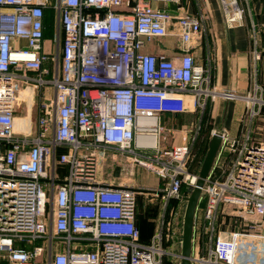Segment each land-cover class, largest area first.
Wrapping results in <instances>:
<instances>
[{"label": "built area", "instance_id": "built-area-1", "mask_svg": "<svg viewBox=\"0 0 264 264\" xmlns=\"http://www.w3.org/2000/svg\"><path fill=\"white\" fill-rule=\"evenodd\" d=\"M219 1L228 25L243 20L237 0ZM179 2L0 0V264H162L168 205L185 201L196 185L189 165L200 133L192 127L182 144L162 146V116L203 115L218 97L245 101L251 122L264 107L258 86L245 95L211 87V60L199 63L193 50L206 31L204 14L154 6ZM49 11L62 35L54 51L45 39ZM171 36L181 42L178 61L145 51ZM261 57L255 50V60ZM21 81L54 91L39 99L34 134L26 125L15 130ZM221 135L197 210L202 204L204 224L193 238L192 264L264 259V140L250 129L242 137ZM109 153L129 163V177L141 169L162 181V194H154L162 200L160 232L149 243L137 225L141 193L102 186L112 185L101 174ZM226 206L250 228L220 232Z\"/></svg>", "mask_w": 264, "mask_h": 264}, {"label": "crops", "instance_id": "crops-1", "mask_svg": "<svg viewBox=\"0 0 264 264\" xmlns=\"http://www.w3.org/2000/svg\"><path fill=\"white\" fill-rule=\"evenodd\" d=\"M237 1L244 9L245 14L243 20L233 25L227 24L219 0H180L179 3L169 5L154 4V6L166 9L175 15H198L203 13L206 31L201 43L195 45L193 50L199 63L207 64L208 59L211 60V87L219 91L231 90L245 95L253 93L255 87L258 86L261 90L259 94L264 98V0ZM180 50V40L174 42L171 38L156 40L149 43L145 49L148 53L165 55L175 61H178L181 56ZM255 50L262 55L258 61L255 60ZM30 74L32 76L37 75L36 73ZM22 85L24 86L25 84L21 81L20 86ZM32 87L38 88L35 85ZM45 94L47 96L53 95V88L48 86L39 89L38 98L40 99ZM248 111L249 107L243 100H226L218 97L208 102L203 115L199 112H187L177 116L166 114L162 116V124L168 123L169 119L177 121L175 125L177 128L174 127V132L177 135L173 146L184 142L186 130L200 126L198 137L200 143L197 150L195 152L192 151V160L189 166L190 171L191 169L192 171L196 169L198 171L207 152L208 142L214 132H220L229 137H242L250 129V134L253 138L264 140V107L261 114L253 119L252 122L249 119ZM23 125L28 127V116L24 117ZM165 147L170 146L165 145ZM120 162L113 161L115 169L116 167L121 168ZM138 170L141 169H136L135 173ZM121 176L120 172L119 177H113L116 181L107 180V182L118 186L129 185L119 182L122 179ZM139 187L143 186L139 185ZM201 212L200 214L203 216L202 209ZM162 213L163 211L159 212V214L154 211L144 198L140 197L138 199L137 225L140 228L141 241L143 243H149L160 232L159 219ZM198 213H196L195 218V240L203 223V221H199ZM168 215L170 214L167 211L166 220L169 221L170 216ZM178 229L179 231L173 227H170V229L163 228L162 243L163 246L164 244L167 245L164 247L169 248V243L170 245L174 243L175 246L180 244L182 226H179ZM178 247L180 251V246ZM241 262L244 264H258L259 262H264V259L262 257H249L248 254V257L246 259L243 258Z\"/></svg>", "mask_w": 264, "mask_h": 264}, {"label": "rangeland", "instance_id": "rangeland-1", "mask_svg": "<svg viewBox=\"0 0 264 264\" xmlns=\"http://www.w3.org/2000/svg\"><path fill=\"white\" fill-rule=\"evenodd\" d=\"M61 33L58 27L54 25L53 17H52V22L51 26L49 29V33L47 35V43L46 46L47 48H51L52 51L58 50L60 48V41H61ZM171 38L172 41H179L178 36H172L169 37ZM19 106L17 107L16 111V122H18L19 125H21V128L23 126V120L25 116H28V131L31 134L35 133L36 130V122L39 117V112H38V104H39V89L35 87H29L27 85H22L20 86L19 90ZM24 92V93H23ZM21 94L24 96L21 97ZM177 124L176 120L169 119V122L166 124H162L164 130L162 133V138H161V143L162 146H170L172 147L174 144V140L176 137V133L174 132V127ZM173 126V127H172ZM173 128V129H172ZM177 128V127H175ZM200 140L198 139L197 143L194 146L193 152H195L199 146ZM112 153L107 154V162L104 165L103 171L101 172L102 178L104 180L108 181H116L114 177V172H115V164L113 163L112 160ZM124 168V170L121 171V177L122 179L119 181L122 184H130L132 187L138 188L139 185L143 187H148V188H155L159 189L162 186V181L153 173L148 172V171H143V170H138L136 173V176L129 177L127 169L130 167L128 162L121 161L120 166ZM200 170V169H199ZM199 170L197 171L194 170L191 173L198 175ZM139 185H138V183ZM144 198L148 205L151 206V208L158 212H162V200L160 197L155 196L154 194H139L138 199ZM185 205L186 203L179 202L176 206V210L178 212L177 216L175 217V224H177L178 228L179 226L183 225V215H184V210H185ZM202 209V204L199 207V213H198V219L199 221H203V217L201 216L200 212ZM174 210V208L172 209ZM176 212V213H177ZM202 213V212H201ZM171 219V217H170ZM170 220L165 221V226L167 229H170L172 227L170 225ZM203 224L201 225V229H203ZM175 226V230L179 231V229ZM251 226L250 220L240 213V211L237 208L226 206L223 207L219 213V221H218V228L219 231L228 234L230 232H244V230L249 229ZM173 230V229H172ZM173 232V231H172ZM174 236V235H173ZM175 241V239H173ZM177 240V239H176ZM208 240V235L207 234H202V243L204 244V247H206V242ZM172 242V241H171ZM165 246V244H164ZM163 248L166 250L167 254L163 257L162 259V264L163 263H170V264H179L180 263V258L178 256L179 254V247H181V241L179 245H176L173 243V245H168L169 248L164 247ZM178 247V248H177ZM179 251V252H178ZM165 259V260H164ZM39 264H44L42 260L39 262Z\"/></svg>", "mask_w": 264, "mask_h": 264}, {"label": "water", "instance_id": "water-1", "mask_svg": "<svg viewBox=\"0 0 264 264\" xmlns=\"http://www.w3.org/2000/svg\"><path fill=\"white\" fill-rule=\"evenodd\" d=\"M222 145H223V137L221 133L220 132L214 133L210 141L208 142V149L201 164L199 173L197 175L196 185L190 191L189 195L185 197L186 205L183 215L181 247H180V253L178 254L180 258L179 264H192L195 218L202 197V189L215 166L216 159L220 153ZM120 172H121V168L116 167L114 176L119 177ZM57 182L61 184L64 183V181H57ZM102 186L116 190L129 189L133 192H137L141 194H156V193L159 195L162 194L161 191L148 187L127 188L118 185H107V184Z\"/></svg>", "mask_w": 264, "mask_h": 264}, {"label": "trees", "instance_id": "trees-1", "mask_svg": "<svg viewBox=\"0 0 264 264\" xmlns=\"http://www.w3.org/2000/svg\"><path fill=\"white\" fill-rule=\"evenodd\" d=\"M51 22H52V14H51V12L49 11V12H47V15H46V30H45V39H46V41H47V35H48V33H49V29H50V26H51ZM169 115H171V114H169ZM174 116H177V115H179V114H173ZM190 166V165H189ZM190 169V168H189ZM183 193H186V188H183ZM185 202V201H184ZM179 202L178 201H176V200H173V201H171L170 203H169V205H168V213L169 214H171V212H172V209L174 208V210L176 209V206H177V204H178ZM168 216H170V215H168ZM140 229V228H139ZM165 246H167V245H165ZM165 260V259H164ZM163 264H170V263H168V262H166V263H163Z\"/></svg>", "mask_w": 264, "mask_h": 264}, {"label": "bare ground", "instance_id": "bare-ground-1", "mask_svg": "<svg viewBox=\"0 0 264 264\" xmlns=\"http://www.w3.org/2000/svg\"><path fill=\"white\" fill-rule=\"evenodd\" d=\"M24 93V92H23ZM24 95L21 94V97H23ZM24 121V120H23ZM21 129V125L18 124V122L15 121V130H20Z\"/></svg>", "mask_w": 264, "mask_h": 264}]
</instances>
